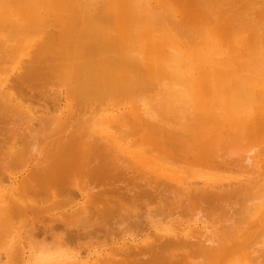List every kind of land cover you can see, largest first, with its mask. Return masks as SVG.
Here are the masks:
<instances>
[{
  "label": "bare ground",
  "instance_id": "obj_1",
  "mask_svg": "<svg viewBox=\"0 0 264 264\" xmlns=\"http://www.w3.org/2000/svg\"><path fill=\"white\" fill-rule=\"evenodd\" d=\"M240 1L243 2L242 0H240ZM246 1L243 2V3L246 2L244 4V6L245 5L247 6L249 4L248 6H250V7L248 9V12H245L244 14L249 13L250 8L254 12H255V10L257 11V9L264 10V8H260L261 7L260 5H259L260 7L258 6L259 8L258 7L256 8V6H253L255 8V10L253 7H251L252 6L251 3L256 2V0L255 1L254 0H246ZM0 2L6 4L5 0L3 2L0 0ZM159 2L158 3L156 2L155 4H153L150 0H17L15 2V4L13 2L14 5L12 7L9 5L8 8H5L2 10V12H0V24L2 23L1 25L4 27L3 28L0 25V30L3 31L4 33L6 32L5 34L9 33V31L12 30L13 33L10 32V33H12V35H14L15 33L19 34L22 32L21 33V36H22L23 31H21V29L26 30L25 28L28 27L29 29H31V31L30 30L29 31L33 32L35 35V34L40 33V31L43 30L44 28H46V27L43 28L42 25L46 26L47 22L49 25L50 24L52 25V23H53L52 26L50 25L51 27L54 26V28H55V26H56V28H57L59 26L60 31H58L59 29L57 28L58 29L57 32H59L57 35H58V38L60 40V45L63 48L62 49L63 62L60 64L59 69H62L65 72V74L67 73L68 75L69 74L74 75V78L76 80H78L80 83H82L81 88H82V92L84 93V95L89 97L90 95L96 93L99 95V97H100V95L108 97L109 95H111L110 93L123 94V95H128V98H129V96H131L132 97L131 101L134 102V104H135L134 105V116H131V113L127 114L125 110H124L125 111V113H124V112H121L122 109L115 108L116 107L115 105H117V104L113 105L114 103L113 104L107 103L106 97H105V100H102V101L100 100V101L103 103L105 102L107 105L105 103L104 104L102 103L103 105H100L101 103L99 102V105L102 107H99V105H97L99 107L98 110H96L95 108L89 107V111L85 112L84 110L87 108V106H84L85 108L83 111L85 113L80 111V113L81 112L82 113L81 114L79 113V116H78V114H76L78 112L75 113L74 111L69 110V112H71L73 114V115L71 113L67 114V116L70 118H68L66 116L64 117L65 113L63 114V111H61V110L58 111L59 112L58 114H53L54 112H56V108L53 110H50L48 107H46V108L43 107L42 110L37 109V111H35V112L33 111L34 113H36V112L37 113L33 115L32 120H36L34 122H38L37 124L35 123L36 126L39 125V127H40V125H41V128H42L41 131H43V134H41L42 132H40L41 128L39 130L37 129L38 133L41 134L40 137H39V135L34 136L32 134L34 136V140H31L32 142L30 141L31 144H29L30 145L29 147L32 149L31 150L30 149L28 150L27 148L26 149L28 150V152L31 151L30 153H32V154L36 152V155L34 154L35 155L34 156V155H31L28 153V158L31 159L29 156H31V157L34 156V158L37 156V158H35L36 161L33 160L32 163H35V164L36 163L37 164L42 163L41 165H43V163L46 162V161H44L43 156H45L46 153H48L47 151H51V153H49V154L53 155L52 150L58 149L60 145L65 146L66 144H68L69 138H71L73 136V134L71 133V132H73L72 131L73 127H74V125H77L76 127L78 128V131H79V133L77 132L78 137H79V139L80 138L83 139V140L80 139L79 143L83 144L84 142H86L88 144L89 148L91 146V148H93V150L95 148L93 147L92 144H96V145H98V147L100 144L101 148L105 146V148H103V150L105 149L104 151H107L109 149L108 151L111 150V152L113 151L117 155L116 156L117 159H114L115 156H110L111 161H112V158L114 160H118L120 158V160H122V162H123V160L124 161H126V160L133 161L134 164H136L135 166L137 167V169L139 170L138 167H140V170H142L144 172V174L146 175L145 177H147L148 175H150V177H151V175L152 176L154 175L157 179L163 178V180H167L168 182L171 183V185L175 189L174 191H175L176 195L179 194L181 196H187L189 201L192 200L191 198H189L191 196H194L193 198L199 196L201 198L204 197V198H209V199L210 198L211 199H218L221 201L223 199V201H225L228 198H231V197H234L237 195H242L243 196L242 198L245 199L244 200L245 201L244 202L245 203L244 208L242 209L241 214H239V215H241L240 217H242V219L246 220V222L243 220L246 225L243 224V226L241 227V225L239 224L241 228L237 229V227H236V229H234L236 226V225H234V223L237 220L235 222H233L234 221L233 216L237 215V213L235 215H233L234 214L233 213L232 214L233 216H224L223 218H220L217 221H215L216 219L214 221L212 220L211 221L212 222L211 223L212 228H210V227L208 228L205 224L209 223V221H206L204 218L200 219L201 218V212H203V211L198 209L197 212L191 218L192 220H194V224H196L197 226H198V222L200 224H202V227H201L202 229L201 230L197 229L195 231L197 236L195 233L193 234L194 230H191V229H189L188 231L186 230L187 232H185V233H179V232L175 233L174 230H175L177 224L180 222V219L178 217H173V215L169 214L168 217H170V218L167 219L166 221L162 222V225L159 227V229L155 230L157 232L156 235L154 237H150L152 235L149 236L150 242L143 244V246H141V247L138 246L139 242H136V239L133 237L129 238V240L124 242L122 244L123 250H121V252H118L120 254L122 253L123 258L121 257L122 260L120 259V261L117 260L118 262L115 261L116 259L113 260L116 262V264H126L127 259L128 258L132 259V258H130V256L133 254H135V255H138V254L141 255L142 254L141 256H144L146 258V255H148L150 249L152 250V248H155L158 250L159 247H170V248L171 247H178V248L183 247V248H186L185 250L194 251L195 253H197L198 256L210 258V257L216 256L219 253L221 254V251L223 249H225L226 247H228V245L230 243V239H232V236H235L237 239L236 241L234 240L235 241L234 244H236L235 248L241 247V243H240L241 239L243 237H245V236H243L241 238L243 233H246L245 235L250 234V236H251V234L254 235V237L252 235V237H253L252 238V243H253L252 245H249V244H251V240H250L251 238L249 239V242L247 241L249 238L248 236L245 237L247 240H245V242H242L243 243L242 246H244L246 244L248 245V246L246 245L247 249H245V251L243 253V254H247V256L245 255L247 258H246V260L244 258V260L247 262L250 261L252 263V261H253V262H255V264H258V263L260 264V261H258V259L260 256H262V255L264 256V253H263L264 250L259 248L261 246H263V248H264V226H261L262 229L258 230L261 223L257 222V226H255L256 223H254L255 225L252 224V225L248 226V223L254 218L255 214L260 216L264 213V180L262 177L264 174L260 176L259 180H257L258 175L252 176V175L247 174V172L245 175H240L238 173L236 175L231 174L232 176L231 175L230 176L229 175L221 176L219 174L220 176L218 175L216 177L215 176L216 171H215V172H212L210 174L207 173V174L202 175L201 178H199L198 180H196L197 178L195 180H193L192 178H191L192 180H189L190 177H189V179L184 178L183 176H185V174H183V175L179 174L178 175V173L174 171L177 168L172 166L173 164H171V161H170L171 158L170 157L163 156L165 158L164 163H162L161 160L157 161L155 159L151 160V162H149L150 156L148 154H151V153H148L149 147H147L146 145L148 143H151L152 145H155V146H162V147L165 146L166 144H164V142H165L164 140L159 142V144H157V142L155 144L154 139L156 136H154V135H159V136L160 135H166V136L171 135V137H172V135L175 131H177L179 129H182V131L185 130L186 126L189 124V121L194 120V119L199 121L198 127H199L200 122L204 123V127H202L203 125L201 126V124H200L201 129L198 128L197 130L200 133L202 131H204L207 135L213 133L214 139H217V137L222 138V134H223L222 132H224V130H226L224 128H227L228 130H230V128H234L235 132H238L237 130H239L238 134L236 133V135H238V136L239 135L243 136L246 134V132L248 130L253 129L254 128V124H253L254 119L253 118L256 115L262 114L264 111V87L261 86V83L264 82V33L262 34V36H261V34H257L258 35L257 39L260 38V40H257V42H256L257 47L256 48H253V46H251L253 50L249 46V43L252 42L253 39L252 40L244 39V41L242 42V41H240V39L235 37V42H231L229 44L224 45L225 49L227 50V53L222 52L223 56L225 54V56H224L225 60H223L220 56H218L217 60H215V58L211 59V52L214 51L215 49L212 51L211 50H208V51L200 50L199 53L195 54V56L193 57V54L195 52H192V51L189 52L190 51L188 49L189 46L186 47L184 45L186 42L182 43V41H180V40L179 41L176 40L177 42H175L173 40H170L168 42L163 41V38H164L163 34L166 32H164L163 31L164 29H162V28H164L166 17L168 16V13L166 12V8H167L166 6H169V4L168 3L165 4L161 1H159ZM237 2H239V1H237ZM234 3H235V1H234ZM261 3H262V1H261ZM238 4L239 3H237V6H238ZM262 4L261 5L264 6V3H262ZM203 5H204V3H203ZM257 5H258V0H257ZM246 6H245V8L247 9ZM201 7H203V6H201ZM213 7H214V4H213ZM234 7H235V5H234ZM224 8H223V10H224ZM231 8H233V7H231ZM243 8H241V9H243ZM205 10H207V9L205 8ZM240 10H238V11L240 12ZM216 12H218V11H216ZM263 13H264V11H263ZM236 14H234V15H236ZM250 14L251 15L247 14L246 17L252 16L255 13H250ZM209 15H210V13H209ZM256 15H258V13H256ZM256 15H255V17H256ZM262 15L264 16V14H262ZM217 16H218V14H217ZM18 17H21V20L28 23V24L24 23V25L26 24L27 26L23 25L24 27H22L21 26L22 24L17 22V20L13 19V18H18ZM242 17H241V19H242ZM255 17L252 16L250 18H254V20H255V19H257ZM10 18H12V19H10ZM52 18H55V20ZM212 18H214V17H212ZM250 18H248L247 19L248 21L246 20V22L253 23L254 20H252ZM258 18L262 19L259 16H258ZM6 19H8V20L6 21ZM244 19H246V18H244ZM249 19L252 21H249ZM11 20H13V21L15 20V24H13V21H11ZM257 20H255L254 23L257 22ZM10 21H11V23H8ZM50 21L51 22L53 21V22L51 23ZM233 22H232V24H233ZM263 22H264V19H263ZM3 23L6 25H4ZM16 23H17V26L19 28H17ZM254 23H253V25H254ZM19 24H20V26H19ZM240 24H238V26L241 27V29L246 28L245 26L242 27ZM260 24H262V23H260ZM253 25H252V27H254L256 24L254 26ZM167 26H168V24H167ZM258 26L260 29L261 28L264 29V25H256L255 27H258ZM51 27L49 28L50 30H51ZM247 27L249 28V26H247ZM1 28L5 29V30L6 29H9V30L5 31ZM10 28H11V30H10ZM37 28H38V30H37ZM47 28H48V26H47ZM236 28H238V27H236ZM49 29H47V30H49ZM245 30L248 31L249 29H245ZM14 31H16V32H14ZM43 31H46V30H43ZM51 31H52V33H51ZM51 31L50 32H48V31L44 32L45 34L48 33L46 35V36H48V38L45 36V38L43 37L42 40L40 39V41H41L40 45H39V41H37V39H36V41L38 42L37 45H39V46L34 44L37 47V49L35 47L34 50L32 49L33 51L31 50L32 53H34L32 55H34L36 57L38 56V58H40V59H43L44 57H46L45 56L46 52H48V50L52 49V47L55 45V43L53 41L54 39L53 38H52L53 40L49 39L52 36L54 29H52ZM260 31H262V30H260ZM235 32H232L233 36H234ZM253 32H254V30H253ZM33 33H30V35H25V37L26 36H28V37L23 40V43H22V40L18 39L19 43L16 45V47H15V45H13L15 47L14 49H12V43H10L11 40L8 41L9 38L5 37L4 38L5 40H2V38H0V42L2 41L1 43L4 44V45L1 44L2 45L1 47H4V46L8 47V50L6 48H3L4 50H2V48L0 47V51L1 52L3 51L6 53V51H5V49H6L7 53L10 50L12 52V54L15 53L16 55H18L21 50H24L26 48L29 49V47H31L33 45V40H34V38H36L33 35ZM26 34H27V32H26ZM169 34H170V32L168 33V35ZM21 36L19 38L22 39ZM13 37H15V36H13ZM173 37L175 38L176 35H174ZM224 37H225V35H224ZM37 38H39V37H37ZM176 39H178V37H176ZM13 40L14 39H12V41ZM4 41L5 42L8 41L9 45L8 44L6 45V43ZM56 43H57V41H56ZM186 44L188 45V43H186ZM60 45H58V46H60ZM209 46H210V43H209ZM215 47L217 48V46H215ZM9 48H11V49H9ZM186 50H189V51H186ZM3 52H2V55H4ZM249 52L252 53L253 55H251ZM32 55L30 56L31 60H33V58H34V56L32 58ZM52 55H54V53H51L48 56H52ZM219 55H221V54H219ZM11 56H14V55H11ZM4 58H6V57H4ZM16 58H14V60H16ZM195 58L198 59L197 63L194 62ZM239 58H241V60H238ZM27 60H29V59H27ZM2 63H0V64H2ZM46 63H47V61H46ZM8 64H10V63H8ZM44 65H46V64L44 63ZM49 65H51V64H49ZM3 68H6V67H2V69ZM29 68H30V66H29ZM51 69L54 70V68H51ZM37 70H38V68H37ZM54 71H56V70H54ZM6 72H7V70L4 73H6ZM4 73H0V74H4ZM59 73H60V71H59ZM38 74H39V72H38ZM53 74L51 73V75H53ZM63 75L64 74H62V79L60 78L61 80L57 78V77L61 76V75H58V73H57V76H54V75L53 76L55 79L57 78L56 82L59 80H60V82L61 81L66 82V81H68L67 78L70 80L69 76L68 77L65 76L63 78ZM2 76H4V75H2ZM50 78L51 77H49V79ZM54 78H53V83L55 80ZM65 78H66V80H65ZM36 79H37V77H36ZM0 80H2V79H0ZM23 81H24V79H23ZM1 82H0V86H1ZM44 82L46 84L47 81L45 80ZM60 82L59 83L57 82V83L60 84ZM48 83H50V82H48ZM41 84H43V83H41ZM11 85H12V83H10V85H9L10 87H8V88L11 89ZM63 85H66V84H63ZM69 86L70 85H68V87ZM99 86L104 87L102 92L100 91L101 88ZM3 87H5V86H3ZM3 87L0 88V92L3 91V89H4ZM71 87H70V90H71ZM97 87H99L100 89H97ZM47 89H49V88H47ZM6 90H4V92ZM79 91H80V89H79ZM4 92H3V95H5ZM0 96H2V95H0ZM8 97H11V96H8ZM119 98L121 100L122 97H119ZM124 98H127V97L124 96ZM9 99H11V98H9ZM6 100H8V99H6ZM6 100H4V101L6 102ZM114 101H115V99H114ZM94 102L95 101L93 99L92 103L94 104ZM95 104H94V107H95ZM125 104L127 105V103H125ZM90 105L91 104L89 103V106ZM80 106H81V104H80ZM9 107H10V105H9ZM15 109H17V108H15ZM93 109H95V110L93 111ZM38 110L41 112H39ZM75 115H77V117H75ZM80 115H81V117H80ZM64 118L68 119L69 122L66 120L68 122L67 124H64L61 122ZM71 119H73V120H71ZM125 120H126V124L123 123ZM195 120L193 122H196ZM27 121L30 122L29 120H27ZM59 121L61 122L60 126H56L57 122L59 123ZM63 121H65V120H63ZM43 123H44V126L47 128V129H45L46 132L42 127ZM45 123H48L49 127H47ZM63 124L65 126H63ZM194 124L196 125V123H194ZM206 124L207 125L213 124V125H210L209 127H205ZM35 125H34V127H35ZM61 125H62L63 129H62ZM115 125H117L116 126L117 128H115ZM192 125L193 124H191L190 126H192ZM52 126H54V127L56 126V127L53 128V130H52L51 129ZM34 127H33V130L31 127V131H33L35 133V135H37L36 134L37 130H35L37 127H35V128ZM49 128L52 131H49L48 130ZM134 128L138 132L142 131V133H143L139 137L140 140L138 139L139 142L137 141V138L135 140H131L133 138L134 133H135V131H132ZM187 128H188V126H187ZM74 129H75V127H74ZM192 129H196V128L193 127ZM33 132H30V130H29V133H33ZM184 132H186V131H184ZM192 133H191V135H192ZM203 133H201V134H203ZM56 134H58V136ZM174 134L176 135V133H174ZM193 134H196V133H193ZM177 135H179V134H177ZM29 136L31 137V135H29ZM33 136H32V138H33ZM75 136H77V135H75ZM36 137H37V141L35 139ZM130 137H132V138H130ZM259 137H257V138L254 137L252 139L254 141H258L260 143ZM261 137H263L261 141H264L263 140L264 136L262 135ZM32 138H30V139H32ZM157 138H159V137H157ZM168 138L170 139V137H168ZM201 138H202V136H201ZM225 138L224 139H225V141H227L226 142L227 145H224V146H230V145H228V143H229L228 140H230V139L227 138V136ZM245 138L249 139L248 136H245ZM164 139H166V138H164ZM185 139H187V137H185ZM194 139H196V138H194ZM223 140L221 141L222 144L224 142ZM253 140H251V141H253ZM33 141H35V143ZM174 141H176V140L174 139ZM180 141H182V140L180 139ZM244 141H245V139H244ZM254 141L252 143H249L250 141L247 142L248 143V144H246L247 146H245L246 141L244 143H242V147L246 149V150L243 149L245 151L242 150V148L240 147L241 145L238 146L236 144V146H233V143L231 144V146H233L234 148H236L237 146L239 149L241 148V152L243 151L244 153L243 152L240 153V151H238V153H240L239 154L240 156H241V154H245L243 160H242V158H240V159H238V157L236 158V160L238 159L239 162H241V160H242V163L238 162V165L234 164L235 167L233 165L232 168H234V169L239 168L236 166L241 167V166H243L241 164H243V163L245 164V162H247L249 164L248 161H251L254 159V155H256V154H254V155L251 154V153H253V149L256 146V145H252V144H254ZM188 142H189V140H188ZM75 143H77V146H80V144L78 145L77 141ZM239 143L241 144V141H239ZM263 143L260 144L261 145L260 151L263 150L262 148H264L262 146ZM69 145H72V143L70 142ZM190 145H192V144H190ZM251 145H252V147H250ZM257 145H258V143H257ZM260 145H258V146H260ZM83 146H84V144H83ZM70 147H73V146H70ZM76 147H74V149ZM95 147H97V146H95ZM20 148H21V146H20ZM91 148H90V151L92 152L93 150H91ZM101 148L100 147L98 148V150L100 149L99 150L100 152H101ZM217 148H218V146L215 148L213 155H215L216 152L217 153L219 152V151H217ZM230 148H232V147H230ZM50 149H52V150H50ZM64 149L66 150V146ZM220 149L221 148H219V150ZM62 150H63V148H62ZM62 150L60 149L59 151H62ZM81 150H84V148L81 147L80 152H81ZM98 150L96 151V149H95L94 152L95 151L98 152ZM255 150H256V147H255ZM67 151L72 153V150H67ZM87 151L88 152H86V153L84 152L85 153L84 156H87V153H90L89 150H87ZM221 151L222 150H220V152ZM227 151H229V150L227 149ZM233 151H235V149L230 150V152L232 154H233ZM236 151H235V153H236ZM258 151H259V149H258ZM260 151H259V153H260ZM54 152H55L54 154H56L57 150H55ZM62 152H64V150ZM62 152H60V153H62ZM76 152L77 151H75L74 153H76ZM102 152H101V154H102ZM174 152H176V151H174ZM174 152H173V154H174ZM74 153H72V154H74ZM81 153H83V151ZM217 153H216V155H217ZM226 153H229V152H226ZM226 153L224 154V152L222 151L223 156H222V154H220V155L222 157H224L226 155ZM231 153H229V156ZM15 154H17V153H15ZM50 155H49V157H50ZM102 155L105 156L106 154H102ZM213 155H212V157L214 160H215V158L220 160L219 158H217L218 156L216 157ZM235 155H237V154H235ZM77 156L80 157L81 154H80V156L77 154L76 157ZM104 156L102 158H104ZM107 156H106V159L109 158V157L107 158ZM229 156H227V157L225 156V157L228 159ZM21 157H23V155ZM42 157H43L44 162L42 161ZM94 157H96V156H94ZM156 157H158V156H156ZM17 158L19 159V156ZM67 158H68V156H67ZM73 158H75V157H73ZM77 158H75V160ZM96 158L94 159L95 162H97L96 160H98V158L97 159ZM158 158H160V157H158ZM46 159L49 161L50 158L49 159L46 158ZM231 159H229V160H231ZM104 161H105V159H104ZM107 161H105V162L107 163ZM210 161H212V160L210 159ZM22 162H24V161H22ZM73 162H74V160H73ZM95 162L94 163L91 162V163L95 164ZM159 162H161L162 165ZM181 162H182V160H181ZM234 162H235V159H232L231 163H234ZM47 163L48 162H46V164ZM82 163L80 162L79 164H82ZM214 163H216L215 165L219 164V162L217 163V160L214 161ZM104 164L102 166H104ZM166 164L168 166H166ZM85 165L86 164H84V166ZM106 165H108V164H106ZM177 165H179V164H177ZM222 165H224V164H222ZM253 165H255V164H253ZM99 166H101V165H99ZM246 166L248 167V165H246ZM85 167L87 168V166H85ZM97 167H98V165H97ZM179 167H181V166L179 165ZM224 167H226V166L224 165ZM247 167H245V168L247 169ZM212 168L217 170L215 167H212ZM221 168H223V167H221ZM80 169L81 168L79 167V170ZM218 169H219V167H218ZM241 169L244 170V166L241 167ZM241 169H240V171H241ZM246 169H245V171H248L249 169L252 170V169H254V166L252 167L250 165L249 169L248 170H246ZM2 170H4V169H2ZM45 170H44V172H45ZM177 171H179V170H177ZM227 171H228V169H227ZM240 171H238V172H240ZM185 172H186V170H185ZM187 172H188V170H187ZM220 172H224V171H220ZM242 172H240V173H242ZM213 173H215L214 176H213ZM225 173H226V171H225ZM41 174H44V173L41 172ZM221 174H223V173H221ZM229 174H230V172H229ZM73 176H74V174H73ZM73 176H72V179H74ZM150 177L148 176V178H150ZM155 177H153V178H155ZM0 183H3V181L0 180ZM50 190H51V188H50ZM53 192H51V193H53ZM15 194H17V193H15ZM99 194H101V193H99ZM9 195L11 198L13 197L12 193ZM7 196L8 195L5 194L3 191L1 193V190H0V202H6L5 200L8 198ZM18 196H19V194H18ZM20 196H19V198H22V200H23L24 199L23 196H21V197ZM102 196L104 197V195L101 194V197ZM181 196L178 197L180 201H182ZM112 199H115V198H112ZM105 200H104V203H105ZM100 201H101V198H100ZM204 201L205 200H203V202ZM240 201H242V200H240ZM193 202L194 201H191V203H193ZM206 202H209V201L206 200ZM236 202L234 203V201H233L232 203H234L235 205L240 204L238 202H237L238 204H236ZM25 203L26 202H24L23 206H22L19 204V202L14 201L12 208H11V205H9L10 207H8V206L3 207L0 205L1 207H3L2 209H0V224H2V230H1L3 232L2 234L5 235V233L6 234L11 233V231L14 229V228L12 229V225L14 223L13 222L14 220L12 221V217H13L12 214L13 213L14 214H20L21 211L27 212L26 209L29 210V208L31 207V204H30V206H28V205L26 206ZM30 203H32V202H30ZM108 203H110V201ZM119 203H121V202L119 201ZM187 203H188V205H190V207H193V205L195 206V204H189L190 202H187ZM106 204H104V205L106 206ZM101 205H103V204H101ZM108 205H110V204H108ZM227 205H230V204H227ZM27 207H29V208H27ZM99 207H103V206L99 205ZM110 207H111V205H110ZM186 208H189V207L186 206ZM16 210L18 212H16ZM11 211H13V213ZM205 211H207V210H205ZM205 211H204V213H207ZM216 211L217 210H214V213ZM25 212H23V213H25ZM219 212H222V211L220 210ZM209 213H212V212L210 211ZM215 214H217V213H215ZM221 214H223V213H221ZM227 214H229V213H227ZM21 215L24 216L23 214H21ZM25 215H26V213H25ZM209 217L212 218L213 216L209 215ZM148 218H149V220L154 221V219L152 218L151 215H148L146 219H148ZM232 224L234 227L232 226ZM258 224H259V227H258ZM237 225H238V222H237ZM262 225H264V223H262ZM254 226L258 227L256 229L257 231H255ZM13 227H14V225H13ZM140 231L142 232V230H140ZM140 233H138V235ZM152 233H153V231H152ZM230 233H232V234H230ZM8 236H9V234H8ZM0 237H2V236H0ZM31 237H32V235H31ZM32 239L34 240V237ZM0 240H2V239H0ZM44 242L45 241L43 240V243ZM131 242H135V243H131ZM231 242H233V241L231 240ZM42 244H40V245H42ZM43 245H45V244H43ZM253 245H254V247H253ZM255 245H256V247H255ZM246 246H244V248ZM178 248H176V249H178ZM258 248L260 249V253L258 252ZM59 249H61V248H59ZM47 250H49V248H47ZM185 250H184V252H185ZM241 250H244V249H241ZM171 251H173V250H171ZM174 251H176V250H174ZM229 252H230V250L228 251V253ZM236 252H238V251H236ZM257 252L259 254H262V253L263 254L256 257ZM115 254H117V253H115ZM168 255L169 254L167 253V256ZM171 255H172V257L174 256L172 254V252H171L170 256ZM148 256L150 257V254ZM231 256H234V254ZM231 256H230V258H231ZM178 257L176 256V258H178ZM185 257L186 258L183 261V262H185V264H198L199 263L192 256H190V253L188 255H185ZM173 258H175V257H173ZM176 258L171 259V260H177ZM200 258L201 257H199V259ZM150 259H152V258H150ZM262 259H263V257H262ZM262 259H260L261 262L263 261ZM208 260H209V262H211L210 261L211 259H208ZM130 261H129V263H130ZM170 261H167V263ZM57 262L59 264H61L62 259L58 260ZM115 262H114V264H115ZM183 262H182V264H183ZM206 262H208V261L206 260ZM206 262H205V264H209V262L208 263H206ZM64 264H92V263L88 260H82L80 257V254L76 253L73 256V258H71L68 262H66ZM151 264H153V263H151ZM165 264H166V262H165ZM210 264H212V262Z\"/></svg>",
  "mask_w": 264,
  "mask_h": 264
},
{
  "label": "rangeland",
  "instance_id": "obj_2",
  "mask_svg": "<svg viewBox=\"0 0 264 264\" xmlns=\"http://www.w3.org/2000/svg\"><path fill=\"white\" fill-rule=\"evenodd\" d=\"M1 1L3 2L4 0H1ZM16 1L15 0H5L6 4L0 2V12H2L3 9L8 8L9 5L12 7ZM150 1L153 4H155L156 2L158 3L159 1H161L165 4H167V3L169 4V6H166L167 7L166 12L168 13V16L166 17L164 28H162V29H164L163 31L167 33V34L166 33L163 34V37H164L163 41L168 42L170 40H173V41L177 42L180 40V41H182V43L183 42L188 43V45L186 43L184 45L186 47L189 46L188 49L190 51L189 50H186V51L195 52L193 54V57L195 56V54L199 53L200 50H205V51L211 50L212 51L215 49L214 51L211 52V59L215 58V60H217L218 56H220L223 60H225V58H224L225 54H224V56L222 55V52L227 53V50L225 49L224 45L229 44L231 42H235V37L240 39V41H242V42L244 41V39H250V40L253 39V41L249 43V46L250 47L253 46V48H256L257 47L256 42H257V40H260V38L257 39V37H258L257 34H261V36H262V34L264 33L263 28L260 29L259 26L255 27L256 25H264V22H263L264 16L262 15V14H264L263 13L264 10L257 9V11H256L255 8L253 7V6H256V8H257L260 5L261 6V7L259 6L260 8H264V6H262L263 5L262 3H264L263 2L264 0H261L262 3L260 0H258V5H257V0H256V2L251 3L252 4L251 7L254 8L255 12L252 11L250 8L249 13H247L249 15H251L250 13H255L254 15H252L253 17H255L256 13H258V15H256V17H255L258 20L255 19V20H257V22H255V23H254V21H255L254 18H250L252 16L246 17L247 14H244L245 12H248V9L250 7V6H248L249 5L248 4L247 6L245 5L247 7V9L245 8L244 4L247 2L246 0H242L243 2L246 1L245 3L241 2L240 0H231V1L230 0H157V1L156 0H150ZM234 1H235V3H234ZM237 1H239V2H237ZM13 2H14V4H13ZM203 3H204V5H203ZM237 3L240 4V5L238 4L239 7L237 6ZM213 4H214V7H213ZM234 5H235V7H234ZM201 6H203V7H201ZM231 7H233V8H231ZM205 8L207 10H205ZM223 8H224V10H223ZM241 8H243V9H241ZM238 10H240V12ZM216 11H218V12H216ZM209 13H210V15H209ZM217 14H218V16H217ZM234 14H236V15H234ZM211 16L214 18H212ZM258 16L261 17L262 19L258 18ZM241 17H242V19H241ZM244 18H246V19H244ZM248 18L254 20L253 23H254V25L255 24L256 25L254 26L253 23L246 22V20ZM10 19H12V18H10ZM13 19L17 20V22L22 24L21 25L22 27L27 26L26 24H28V23L24 22L23 20H21V17L13 18ZM52 19L55 20V18H52ZM250 19H249V21H252ZM7 20L8 19H6V21ZM15 20L14 21L11 20V21H13V24H15ZM11 21L8 23H11ZM232 22H233V24H232ZM24 23H26V24L24 25ZM260 23H262V24H260ZM20 24H19V26H20ZM47 24H48V22L46 23V26L42 25V27L47 28V26H48L47 29H49L53 25V23H52V25L50 24L51 26L49 24L48 25ZM167 24H168V26H167ZM238 24H240L242 27L245 26L246 27L245 29H249V30L247 31L244 28L241 29V27H239ZM4 25H6V24H4ZM252 25L254 27H252ZM16 26H17V23H16ZM247 26H249V28ZM236 27H238V28H236ZM3 28H1V29H3ZM17 28H19V27L17 26ZM38 28H37V30H38ZM46 28H44L43 30H46L48 32H50L52 29H54V32L49 39L50 40L54 39L53 41H54L55 45L52 47L53 50L50 49V50H48V52H46V55H45L46 57H44L43 59L38 58V56L36 57V56L32 55V54H34V53H32V51L35 49V47H36L35 45L38 44L37 41H39V45H40V43H41L40 39L42 40V38L43 37L45 38V36L48 34V33L47 34L44 33L46 31H43V30L40 31L39 30L40 33L34 35L33 32H30L31 29L26 27L25 28L26 30L21 29V31H23V34L21 36L22 32L19 34L15 33L14 35H12L13 32H12L11 28H10L11 31H9V33H7V34H5L6 32L4 33L3 31L0 30V38H2V40H5L4 39L5 37L9 38L8 41L11 40L10 43H12V49H14L16 47V45L19 43L18 39L22 40V43H23V40L28 37V36L25 37V35H30V33H33V35L36 37L33 40V45L31 47H29V49L26 48L24 50H21L18 55H16L15 53L12 54V52L10 50L7 53L8 47H5V46L1 47L2 46L1 44H3V43H1L2 41L0 42V47L2 48V50H4L3 48L7 49V50L5 49L6 53L2 51L4 53V55H2V52L0 51V53H1L0 54V58H1L0 63L3 62L2 64H0V73H4L7 70V72H6L7 74L6 73L0 74L1 76L4 75V76H2L4 79L0 76V79L3 80V81L0 80V82L2 81L0 88L3 86H5V87L7 86L6 88L3 87L4 88L3 91L0 92V95H2V96H0V178H1L0 180L3 181V183H0V190H1V193L3 191L5 194L8 195L7 196L8 198L6 200L4 199L6 202H0V205L3 207H5V206L10 207L9 205H11V208H12L14 201L19 202V204L22 206H23L24 202H26L25 203L26 206L27 205L30 206V204H31L30 208L27 207V208H29V210L26 209L27 212L21 211L20 214H14L13 211H11L13 213L12 214L13 215L12 221L14 220L13 221L14 227L12 225V229L13 228L15 229V230L13 229L11 231V233H7V234L5 233V235L2 234L3 233L1 231L2 230V224H0V236H2V237H0V239H2V240H0V243H1L0 244V261H1L0 264H59L57 261L60 259H62L61 264H64V263L68 262L71 258H73V256L76 253L80 254V257L82 260H88L92 264H109V263L114 264L115 261H117V260L120 261V259L122 260V258H123L122 253L120 254L118 252H121V250H123L122 244L124 242H126L127 240H129V238H132V237L136 239V242H139L138 243L139 247L143 246V244H146L147 242H150L149 236L152 235L150 237H154L156 235L157 232L155 230L159 229V227L162 225V222H164L170 218V217H168L169 214L173 215V217H178L180 219V222L177 224V226L174 230L175 233H178V232L179 233H185L189 229H191V230H194V232H193V234H194L197 229L201 230L202 224H200L198 222V226H197L196 224H194V220L191 219L193 217V215L197 212L198 209L203 211V212H201V218L200 219L204 218L206 221H209V223L205 224L208 228L209 227L212 228L211 227V223H212L211 221L212 220L214 221L216 219L215 221H217L218 219L223 218L224 216H233L236 213H237V215L233 216L234 217L233 222H235L237 220L234 223V225H236L234 229H236V227H237V229L241 228L243 226V224L246 225L244 223V221L246 222V220L242 219V217H240L241 215H239V214H241V211L244 208V204H245L244 203L245 199L242 198L243 197L242 195H237V196L228 198V199H226L227 201L225 199H224L225 201H223V199H222L223 202L221 200H218V199H211V198L209 199V198H204V197L201 198L199 196L193 198L194 196H191L189 198H191L192 200L191 199L190 200L194 201L193 203H191V201H189L187 196H181L179 194L176 195L175 191H174L175 189L173 188L171 183L168 182L167 180H163V178L157 179L154 175L153 176L151 175L152 178L150 177V175H148L150 178H148V176L145 177L146 175L144 174V172L142 170H140V167H138L140 170L139 171L137 169V167L135 166L136 164H134L133 161H130V160L124 161L123 160V162H122V160H120V158L118 160H114V159H117L116 158L117 155L113 151L111 152V150L108 151L109 150L108 148H107L108 149L107 151H104L105 149L103 150V148H105V146L101 148V146L99 144V147L101 148V152L103 151L102 154H106L105 156L101 154V152L99 151L100 149L98 150L99 147L96 144H92V145L96 149V151L98 150V152H96V151L94 152L95 149L93 150V148H91V146H90L91 150H93L91 152L90 148L86 142L83 143L84 146L82 143H79L81 138L79 139V137H78L79 131H78V128L76 127L77 125H74L75 129L73 127V130H72L73 132H71L74 137L72 136L71 138H69V141H68L69 143L65 145L66 150L64 149L65 148L64 145L63 146L60 145L58 149L52 150L53 149L52 148L50 150H52V153L54 156L52 154L51 155L49 154V153H51V151H47L48 153H46V155L43 156L44 161L48 162L47 164H46V162L43 161V157H42V161L45 164L43 163V165H41L42 163H39V164L32 163L33 160L36 161L35 158H37V156L34 158V156L36 155V152L33 154L30 153L31 151L28 152L29 149L30 150L32 149L29 147L30 146L29 144H31V142H32L31 140H34V136L39 135V137H40V135L43 134V131H41L42 130L41 125H40V127H39V125L36 126L35 123L37 124L38 122H34L36 120H32L33 115L37 113V112L34 113L35 111H37V109L42 110L43 107H45V108L48 107L50 110H53L56 108V112H54L53 114H58L59 113L58 111L61 110V111H63V114L65 113L64 117L65 116L68 117L67 114L71 113V112H69V110H72L75 113L78 112L76 114H78V116H79L80 111H82V112L87 111L88 112L89 107H92V108H95L96 110H98L99 107H102L100 105H103L105 103V102L103 103L101 101L105 100V97H106L107 103H112V104L114 103L113 105L117 104V105H115L116 106L115 108L122 109L121 112L125 113V111H126L127 114L131 113V116H134V105L135 104H134V102L131 101L132 100L131 96H129V98H128V95L116 94V93H110L111 95H109L108 97L107 96H101V95L99 97V95L96 93L90 95L89 97L85 96L84 93L82 92V88H81L82 83H80L78 80H76L74 78V75H72V74L68 75L67 73H66L67 74L66 75L62 69H59L60 64L63 62V57H62V55H63L62 49L63 48L60 45V40H59L58 35H57L59 33V32H57V30L59 29V26L57 27L58 29L56 28V26H55V28H54V26L51 27V30L50 29L47 30ZM252 29L254 30V32ZM3 30H5V29H3ZM6 30H9V29H6ZM260 30H262V31H260ZM25 31L27 32V34ZM58 31H60V29ZM168 31L170 32V34H169L170 36L168 35V33H169ZM10 32H12V33H10ZM14 32H16V31H14ZM232 32H235L234 36H233ZM51 33H52V31H51ZM174 35H176V37H178V39H176V37L174 38L173 37ZM224 35H225V37H224ZM13 36H15V37H13ZM20 36L22 37V39L19 38ZM37 37H39V38H37ZM46 37L48 38V36H46ZM12 39H14V40L12 41ZM36 39H37V41H36ZM8 41H6V42L4 41L6 43V45L8 44ZM56 41H57V43H56ZM209 43H210V46H209ZM13 45H15V47ZM39 45H37V46H39ZM58 45H60V46H58ZM214 45L217 46V48ZM9 49H11V48H9ZM36 49H37V47H36ZM251 49H252V47H251ZM50 52L54 53L55 56L54 55H52L53 57L48 56L51 54ZM219 54H221V55H219ZM250 54L253 55L252 53H250ZM11 55H14V56H11ZM31 55H32V58L34 56L33 60H31V58H30ZM4 57H6V58H4ZM14 58H16V60H14ZM27 59H29V60H27ZM238 60H241V58H239ZM46 61L48 64L46 63ZM197 61H198V59L195 58L194 62L197 63ZM8 63H10V64H8ZM44 63L46 65H44ZM49 64H51V65H49ZM1 66L6 67L7 69L6 68L2 69ZM29 66H30V68H29ZM37 68H38V70H37ZM51 68H54V70H56L57 72ZM59 71H60V73H59ZM38 72H39V74H38ZM51 73L52 74L54 73L53 74L54 76H57V73H58V75H61L60 77H57L58 79H60V78L62 79V74H64L63 78L65 76H67V77L69 76L70 80L67 78L68 81H66V82L61 81L60 82V80H61L60 79L59 81H57L58 83L60 82V84H58L56 82L57 78L55 79L54 76L51 75ZM36 77L38 80L36 79ZM49 77H51V78L49 79ZM53 78L55 79L54 83H53ZM23 79H24V81H23ZM45 80L47 81L46 84L44 82ZM65 80H66V78H65ZM48 82H50V83H48ZM10 83H12L11 89L8 88V87H10L9 86ZM41 83H43V84H41ZM63 84H66V85H63ZM68 85H70V86L68 87ZM261 86L264 87V82L261 83ZM70 87H71V90H70ZM99 87L101 88L100 91L102 92L104 87H102V86H99ZM99 87H97V89H100ZM47 88H49V89H47ZM79 89H80V91H79ZM4 90H6V91L4 92ZM3 92L5 93V95H3ZM8 96H11V97H8ZM124 96L127 98H124ZM119 97H122L121 100ZM9 98H11V99H9ZM6 99H8V100H6ZM93 99L95 101L94 104L96 103L95 107H94V104L92 103ZM114 99H115V101H114ZM4 100H6V102ZM99 102L101 103L100 105H99ZM7 103L10 105V107ZM89 103L91 104L90 106H89ZM125 103H127V105ZM80 104H81V106H80ZM97 105H99V107ZM84 106H87V108L85 110H84V108H85ZM15 108H17V109H15ZM95 109H93V111ZM39 112H41V111H39ZM75 117H77V115H75ZM80 117H81V115H80ZM68 118H70V117H68ZM253 119H254V122H253L254 128L251 130H248L246 132V134L243 136L236 135V133L238 134L239 130H237L238 132H235L234 128L229 127L230 130H228L227 128H224L226 130L223 129L224 132H222L223 133L222 138L217 137V139H214L213 133L207 135L204 131H202L201 133H203V132L204 133L201 134L197 130L198 128L201 129L200 124H201V126L203 125L202 127H204V123L200 122L199 127H198L199 121L195 120V119L194 120L196 122H193L194 120L189 121L190 125L193 124L192 126H190L188 124L187 125L188 128H187V126H186V129L184 128L185 130L182 131V129H179V130L175 131L174 133H176V135L173 133V135H172L173 138L171 137V135H167V136L166 135H160V136L154 135V136H156L154 139L155 144H156V142H157V144H159V142L164 140L165 141L164 144H166V145L162 147V146H155V145H152L151 143H148L146 145L147 147H149L148 153H151V154H148L150 156L149 162H151V160L155 159L157 161L161 160V162L164 163L165 158L163 156L170 157L171 159L170 158L169 159L171 161V164H173L172 166L177 168L174 171L177 172L178 175L179 174H182V175L185 174L186 177L185 176H183V177L187 178V179H189V177H190L189 180H192V179L195 180L196 178H197L196 180H198L199 178H201L202 175L207 174V173L210 174V173L215 172V171H216L215 172L216 177L219 174L221 176H224V175L230 176L231 174L236 175L238 173L240 175H245L247 172V174L252 175V176L258 175L257 180H259L260 176L264 174V157H263L264 156V151H263L264 148H262L263 150L260 151V149H261L260 144L264 142V141H261L263 138L261 136L262 135L264 136V111L262 114L256 115ZM27 120H29L30 122H28ZM63 120H65V121H63ZM63 120L61 122L64 124H67L69 122L68 119L64 118ZM71 120H73V119H71ZM61 122L60 121H59V123L57 122L56 126H60ZM123 123L126 124V120ZM194 123H196L197 126ZM45 124L47 127H49L48 123H45ZM64 124H63V126H65ZM34 125H35V127H37L35 130H37V129L39 130L41 128L40 129V132H42L41 134L38 133V130L36 133L37 135H35V133L33 131H31V127L33 130ZM42 125H43L42 127L44 130L47 129L44 126V123ZM210 125H213V124H210ZM210 125L206 124L205 127H209ZM116 126L117 125H115V128H117ZM55 127L52 126L51 129L53 130V128H55ZM61 127H62V125H61ZM193 127H195L196 129H192ZM62 129H63V127H62ZM29 130H30V132H33V133H29ZM48 130L52 131V130H50V128ZM188 130L189 131L191 130V131L189 132ZM132 131H135V133L133 135V138L130 137V138H132L131 140H135L137 138V141L139 142V140H140L139 137H140V135L143 134L142 131L138 132L135 128ZM184 131H186V132H184ZM45 132H46V130H45ZM192 132L196 133V134H193ZM191 133L193 136L191 135ZM177 134H179V135H177ZM29 135H31V137ZM56 135L58 136V134H56ZM75 135H77V136H75ZM32 136H33V138H32ZM201 136H202V138H201ZM226 136H227V138L230 139V140H228L229 141L228 145H230V146H224V145H227L226 144L227 141H225ZM245 136H248L249 139L245 138ZM157 137H159V138H157ZM168 137H170V139ZM185 137H187V139H185ZM254 137H256V138L259 137L260 143L258 141H254L252 139ZM30 138H32V139H30ZM164 138H166V139H164ZM194 138H196V139H194ZM243 138L246 141L245 146H247L246 145V144H248L247 142L250 141L249 143H252L254 141V144H252V145H256L255 146L256 150H255V147L253 146L254 149H253V153H251V154H253V155L256 154V155H254V159L251 160L252 162L248 161L249 164L247 162H245V164L244 163L241 164L244 166V170L241 169V167H243V166H241V167L236 166V167H239L241 169V171H240L239 168L234 169V168H232V166L234 164L238 165V162H239L238 159L242 158V160H243V158L245 156V154H241V156L239 155L240 153H242L243 151L246 150L245 148L242 147V143L245 142ZM35 139L37 141V137ZM174 139L176 141H174ZM180 139L183 142L180 141ZM221 139L222 140L224 139L223 144L221 142L222 141ZM81 140H83V139H81ZM188 140H189V142H188ZM251 140H253V141H251ZM76 141L78 142V145L80 144V146H77V143H75ZM239 141H241V144L239 143ZM33 142L35 143V141H33ZM70 142L72 143V145H69ZM256 142L260 146H258ZM232 143H233V146H236V144L238 146L241 145L240 147L242 148V150L243 149H245V150H243L241 152V148L239 149L238 146L236 148H234L233 146H231ZM190 144H192V145H190ZM252 145L250 147H252ZM20 146H21V148H20ZM70 146H73V147H70ZM95 146H97V147H95ZM217 146H218L217 151L220 152V150H222L224 152V154L226 152L231 153L230 152L231 149H235V151L236 150L237 151H236V153H235V151H233L234 155L231 153L230 156H229V153H226L225 156L226 157L229 156V158L227 159L225 156L222 157L223 156L222 151L220 153L216 152L217 155H216V153H215V155H213L214 154L213 152L215 151V148ZM262 146L264 147V143ZM61 147L63 148L64 152H62L63 150ZM74 147H76V148L74 149ZM81 147L84 148V150H81V152L83 151V153L80 152ZM230 147H232V148H230ZM219 148H221V149L219 150ZM226 148L229 151H227ZM60 149L62 151H59ZM258 149H259L260 153H259ZM55 150H57L58 154L57 153L54 154ZM67 150H72V153H74L75 151H77V152L72 154L71 152H69ZM87 150L90 151V153H87L88 157L84 156V154L86 152H88ZM174 151H176V152H174ZM238 151H240V153H238ZM21 152L22 153L24 152V153L22 154ZM60 152H62V153H60ZM173 152H174V154H173ZM15 153H17V154H15ZM28 153L31 155H34V154L35 155L33 157L29 156L31 158V159H29ZM77 154L79 156L81 154L80 157L77 156L79 159L76 157ZM220 154H222V156ZM235 154H237V155H235ZM22 155H23V157H21ZM49 155H50V157H49ZM212 155L216 156V157L218 156L217 158H219L220 160H218L216 158L214 160ZM18 156H19V159L17 158ZM67 156H68V158H67ZM94 156H96L98 158V160H96L97 162H95L94 159L96 157H94ZM103 156H104V158H102ZM106 156H107V158L108 157L109 158L106 159ZM110 156H115L114 159L112 158V161L110 159L111 158ZM156 156H158L160 158H158ZM45 157L48 159L50 158L49 161ZM73 157H75L77 159L75 160V158H73ZM237 157H238V159H237L238 161L236 160ZM231 158L235 159L234 163H231L232 162ZM72 159L74 160V162ZM104 159H105V161L108 160L107 163L104 161ZM210 159L212 161H210ZM229 159H231V160H229ZM181 160H182V162H181ZM216 160H217V163L219 162V164H217V165H215L216 163H214V161H216ZM225 160L226 161L228 160V161L226 162ZM242 160L239 163H242ZM22 161H24V162H22ZM80 162L81 163L83 162V163L79 164ZM91 162H93V163L95 162V164H93ZM161 162H159V163H161ZM162 163H161V165H162ZM84 164H86L85 166H87V168L84 166ZM103 164H104V166H102ZM106 164H108V165H106ZM177 164H179L182 168L179 167V165H177ZM220 164L221 165L224 164L227 168L224 167V165L221 166ZM253 164H255V165H253ZM97 165H98V167H97ZM99 165H101V166H99ZM246 165H248V167ZM250 165L252 167L254 166V169L250 170L249 169ZM166 166H168V165L166 164ZM79 167L81 168L80 170H79ZM212 167H215L217 170H215ZM218 167H219V169H218ZM221 167H223V168H221ZM234 167H235V165H234ZM245 167H247V169ZM2 169H4L5 171ZM227 169L230 172V174L227 171ZM245 169L246 170L249 169V170L245 171ZM44 170H45V172H44ZM177 170H179V171H177ZM185 170H186V172H185ZM187 170L189 173L187 172ZM220 171H224V172H220ZM225 171H226V173H225ZM238 171H240V172L243 171V172L240 173ZM41 172L44 173L45 175L41 174ZM215 173H213V176ZM221 173H223V174H221ZM73 174H74V176H73ZM72 176L74 179H72ZM153 177H155V178H153ZM262 177L264 180V175ZM50 188H51V190H50ZM51 192H53V193H51ZM98 192L101 193L102 195H104V197L103 196L101 197V194H99ZM11 193L13 194L12 198L9 195ZM15 193H17V194H15ZM18 194H19V196L22 194L21 196H23L24 201L22 200V198H19ZM179 196L182 197V198L180 197L182 201L179 200V198H178ZM100 198H101V201H100ZM112 198H115V199H112ZM231 199L234 201V203L237 201L240 204H238L236 202V204H238V205H235L234 203H232L233 201ZM104 200H105V203H104ZM203 200H205V201L203 202ZM206 200H208L209 202H206ZM240 200H242V201H240ZM109 201H110V203H108ZM119 201L121 203H119ZM30 202H32V203H30ZM187 202H190L189 204H195V206L193 205V207H190V205H188ZM101 204H103V205H101ZM104 204H106V206ZM108 204H110L111 207ZM227 204H230V205H227ZM99 205L103 206V207H99ZM1 206H0V209L3 208ZM186 206L189 208H186ZM205 210H207V211H205ZM214 210H217L215 212L217 214L214 213ZM220 210L222 212H219ZM204 211L207 213H204ZM210 211L212 213H209ZM16 212H18V211L16 210ZM23 212H25L26 215ZM221 213H223L224 215ZM227 213H229L230 215ZM21 214H23L24 216H22ZM148 215H151L152 218L154 219V221L149 220V218L146 219ZM209 215L213 216L212 217L213 219L210 218ZM263 216H264V213L260 216L255 214L254 218L248 223V226L252 225L254 223H256V225L255 224L254 225L257 226V222H258V223H261L260 227L258 224V227H259L258 230L262 229L261 226H264V225H262V223H264L263 222L264 221ZM237 222H238V225H237ZM239 224L241 225V227ZM232 226H233V224H232ZM255 226H254V229H255V231H257L256 229L258 227H255ZM140 230H142V232ZM152 231H153V233H152ZM138 233H140V234L138 235ZM8 234H9V236H8ZM230 234H232V233H230ZM245 234L246 233H243L241 238L243 236H245V237L248 236L249 238L247 237L248 240L245 237H243L241 239L240 243H241L242 248L241 247L235 248L236 244H234V243L237 239L235 236H232V239H230V243H229L228 247L223 249L221 251V254L219 253L214 257L206 258V257L198 256L197 253H195L194 251L185 250L186 248H183V247L182 248L185 250V252L181 247H179L181 250L178 247H171V248L170 247H159L158 250L155 248H152V250L150 249L151 252L149 251V253H148V255L150 254V257L148 255H146V258H145L144 256H141L142 254L141 255L140 254L131 255L130 258H132V259L128 258L126 261V264H151V263H153V264H165V262H166V264H180V263L182 264V262L186 258L185 255H188L189 253H190V256H192L195 260H197L199 262L198 264H205L206 260L209 262L208 259H211L210 261L212 262V264H255V262H253V261H252V263L250 261H248V262L245 261L247 258L246 257L247 254H243V253H244L245 249H247L248 245L247 244H246L247 246L244 245V246H246L244 248V246H242L243 245L242 242H245V240H247L249 242V239L251 238L250 239L251 244H249L248 242L247 243L249 245H252L253 244L252 238L254 237L253 234H251V236H250V234H248V235H245ZM31 235H32V237H31ZM252 235H253V237H252ZM196 236H197V234H196ZM33 237H34V240L32 239ZM43 240L45 241L44 243H43ZM231 240L233 242H231ZM42 243L45 245H43ZM131 243H135V242H131ZM40 244H42V245H40ZM253 247H254V245H253ZM255 247H256V245H255ZM47 248H49V250H47ZM59 248H61V249H59ZM176 248H178V249H176ZM259 248L264 250L263 246H261ZM259 248H258V252L260 253ZM241 249H244V250H241ZM171 250H173V251L176 250V251L173 252ZM229 250H230V252L228 253ZM236 251H238V252H236ZM171 252L174 255L173 257L176 258V256L177 257L179 256L178 258H176L177 260H171V259H175L172 257V255L170 256ZM258 252L256 253L257 254L256 257H258L264 253L263 252L262 254H259ZM115 253H117V254H115ZM167 253L169 254L168 256H167ZM233 254H234V256H231ZM230 256H231V258H230ZM199 257H201V258L199 259ZM262 257H263V259H262ZM150 258H152V259H150ZM244 258H245V260H244ZM260 259H262L263 261L261 262ZM113 260H115V261H113ZM129 261H130V263H129ZM167 261H170V262L167 263ZM258 261H260V264L261 263L264 264V256L263 255L260 256ZM208 262H206V263H208ZM211 262H209V264ZM115 264H116V262H115ZM183 264H185V262H183Z\"/></svg>",
  "mask_w": 264,
  "mask_h": 264
}]
</instances>
